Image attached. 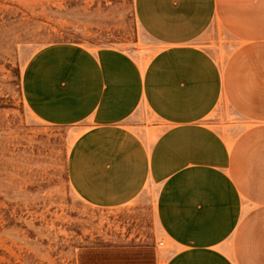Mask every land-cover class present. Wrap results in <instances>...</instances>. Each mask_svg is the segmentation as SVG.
Wrapping results in <instances>:
<instances>
[{
    "label": "crops",
    "instance_id": "crops-1",
    "mask_svg": "<svg viewBox=\"0 0 264 264\" xmlns=\"http://www.w3.org/2000/svg\"><path fill=\"white\" fill-rule=\"evenodd\" d=\"M160 48L144 63L115 46L55 42L23 73L42 121L83 125L68 158L87 203L117 207L157 187L166 264H264V0H135ZM218 23L233 47L220 61L199 38ZM245 123L228 140L207 121L221 103ZM146 107L152 135L130 120Z\"/></svg>",
    "mask_w": 264,
    "mask_h": 264
},
{
    "label": "rangeland",
    "instance_id": "rangeland-1",
    "mask_svg": "<svg viewBox=\"0 0 264 264\" xmlns=\"http://www.w3.org/2000/svg\"><path fill=\"white\" fill-rule=\"evenodd\" d=\"M115 46L148 62L159 43L140 25L135 0H0V264H166L174 244L156 215L157 187L117 207L85 202L68 173L83 125L57 126L26 104L29 59L55 42ZM198 42L223 61L233 47L213 23ZM152 135L146 107L130 120ZM228 140L246 126L224 102L207 118Z\"/></svg>",
    "mask_w": 264,
    "mask_h": 264
}]
</instances>
